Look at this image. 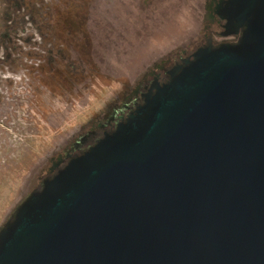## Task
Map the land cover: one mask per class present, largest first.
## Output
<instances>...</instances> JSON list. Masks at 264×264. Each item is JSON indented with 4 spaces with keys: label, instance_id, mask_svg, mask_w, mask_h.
Listing matches in <instances>:
<instances>
[{
    "label": "water",
    "instance_id": "water-1",
    "mask_svg": "<svg viewBox=\"0 0 264 264\" xmlns=\"http://www.w3.org/2000/svg\"><path fill=\"white\" fill-rule=\"evenodd\" d=\"M232 8L239 43L197 51L42 181L0 264H264V0Z\"/></svg>",
    "mask_w": 264,
    "mask_h": 264
},
{
    "label": "rangeland",
    "instance_id": "rangeland-1",
    "mask_svg": "<svg viewBox=\"0 0 264 264\" xmlns=\"http://www.w3.org/2000/svg\"><path fill=\"white\" fill-rule=\"evenodd\" d=\"M200 13V0H0V228L52 158L190 44Z\"/></svg>",
    "mask_w": 264,
    "mask_h": 264
},
{
    "label": "flooded vegetation",
    "instance_id": "flooded-vegetation-1",
    "mask_svg": "<svg viewBox=\"0 0 264 264\" xmlns=\"http://www.w3.org/2000/svg\"><path fill=\"white\" fill-rule=\"evenodd\" d=\"M141 1L144 6L151 4V0ZM183 1L188 2V0H160V2H173V4ZM235 5L236 0H200L201 28L190 44L176 48L158 63H155L136 82L135 89L124 97L123 103L114 107L111 116L107 120L96 123L95 126L93 125L91 132L72 143L65 149L63 154H58L55 159L52 158V167L43 181L51 178L68 160L88 151L104 135L113 133L118 124L125 122L128 116L134 114L138 107L144 105L146 96L153 95L156 87L161 88L168 84L174 73L178 74L183 67H187L193 62V55L197 51L206 48L214 50L222 44H238L243 31L246 29V24L245 22L242 24V18L238 17L237 14H232L234 10L232 7ZM229 23L238 24V27L233 29L229 26Z\"/></svg>",
    "mask_w": 264,
    "mask_h": 264
}]
</instances>
